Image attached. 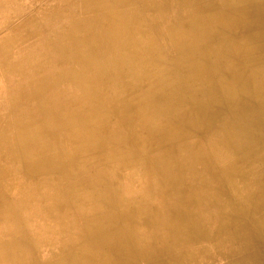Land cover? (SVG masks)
Returning a JSON list of instances; mask_svg holds the SVG:
<instances>
[{
	"label": "rangeland",
	"instance_id": "1",
	"mask_svg": "<svg viewBox=\"0 0 264 264\" xmlns=\"http://www.w3.org/2000/svg\"><path fill=\"white\" fill-rule=\"evenodd\" d=\"M58 1L0 0V264H47L65 256L68 264H83L77 249H54L65 241L99 246L92 242V235L81 231L88 220L87 226H96L93 222L98 217L107 225L104 234L95 238L124 237L129 251H141L140 264H249L255 256L264 255V229L260 227L264 222V138L259 127L250 129L252 139L241 126L264 119V103L238 116L239 128L233 127L234 132L220 127L223 117L244 106L221 108L203 127L196 118L188 120L189 112L184 115L188 107L150 122L131 123L127 118L137 109L126 104L143 94H147L146 101L155 92L163 93L157 86L180 82L182 76L172 74L175 66L169 67L161 58H156L150 76L131 71L120 76L118 72L129 67L122 57L116 58L120 69L111 82L103 81L91 59L101 61V67L107 60L98 57L97 48L93 47L96 54L90 58L85 45L67 41L64 29H73L69 18L58 24L64 25V32L62 44L57 42L62 32L55 20L64 13L56 16L46 10ZM113 1L122 7L120 2L125 0ZM83 9L77 11L81 17ZM145 23L148 35H142L145 43H139L144 46L151 41L163 56L159 32ZM98 32L101 44L120 54L123 48L111 28L105 25ZM83 35L76 32L77 37ZM8 40L13 49L3 45ZM115 54H110L111 60L119 56ZM20 57L26 59L23 74H19ZM177 93L187 99L182 89ZM147 109L141 106L138 113L145 114ZM175 127L176 137L170 138ZM30 153H42L36 162L41 167H46L43 154L54 157L46 174H25L23 160ZM228 164H234V169L224 176ZM25 236L26 249H17L4 259L9 255L4 247ZM109 245L105 251H111ZM114 252V259L122 264L136 260Z\"/></svg>",
	"mask_w": 264,
	"mask_h": 264
},
{
	"label": "bare ground",
	"instance_id": "2",
	"mask_svg": "<svg viewBox=\"0 0 264 264\" xmlns=\"http://www.w3.org/2000/svg\"><path fill=\"white\" fill-rule=\"evenodd\" d=\"M36 1L42 2L43 0H36ZM117 4H118V2H115L113 0H59L57 3H55L51 7H49L46 10V12L47 13H54L56 16L58 15L59 11H62L64 13L61 17L59 16L60 17L59 19L55 20V23H57L56 24L57 28H59L61 30L60 32H62L59 35V39H58L59 41H57L58 43L62 44L63 32L65 30L68 33L67 41L71 42L74 46L75 45H85V47L89 48L88 56L90 58L93 57L94 54H96L95 49H93V47L98 49L97 50V52L99 54L98 57H100L101 59H104V61L107 60V61H105L106 63L104 64V67H101V64H102V63H100L101 61H94V59H91V60H92V63L96 66L95 72L97 73V75L99 77H101L103 79V81L106 80V82H109L112 75L115 74L116 69L119 68L118 67L119 65H117V62H116V58H122L123 57L126 59L125 61H127L129 64L128 68L126 67L122 71L118 72V74L120 76H126L128 71H131L133 74H136V75H139L140 73H142V74L148 73L146 76H150L149 73H153L152 69L156 65V58H158V59L161 58L160 60H165V62L167 63V65L169 67H171V65H172V67L175 66L176 69L172 70L173 71L172 74L179 76V78L181 75L182 76L181 79H183V80L180 82L178 80H177V82L176 81H172L171 83L167 82L164 85L162 84V85L157 86V87H161L165 91L163 93L155 92L154 94L149 95L150 97L146 101H144L145 100L144 98L147 94H143L142 98H138V99L136 98L134 103H132L133 102L132 101L131 103L126 104V107H128L130 105L131 107H134L137 109L134 113L129 115V117L127 118V121L129 120L131 123H137V124H140L143 122H148V121L150 122V121H153V120L159 118L160 116H162L166 113L174 111L177 108L188 107V110L185 111L184 115L187 112H189V114L187 116L188 120L191 121V118H196L197 123H200L203 127V125L208 120H211L213 117H216V116H218V114H220L221 108L233 107L236 105L244 106L242 109H236V111H235V109H233V110L229 111L227 113L226 117L222 116L224 119L223 120L224 125L222 124V125H220V127L223 130H226L227 128H229L228 131L234 132L233 127L235 128L236 131L239 128V126H238V128L236 126V120H237L238 116H240L241 114H243L244 112L249 111V110H257V107L259 105H261L262 103H264V0H175V1L174 0H125V1L120 2V5L122 7H120L119 4L118 5ZM81 8L82 9L84 8L83 13H82L83 14L82 17L79 16L77 13V11ZM64 17H66L67 19L69 18L68 21H72V23H73L72 24V28H73L72 30H67L68 26L63 30L64 25H58V24L65 23V22H63ZM142 19H143V22H141ZM35 20H36V18H35ZM144 20L149 22L150 27H155L157 29V31L159 32V36H160L159 43H160V45L163 46L161 49V51L163 52V56L159 53L157 48L154 47V44L151 41H149V43L145 44L144 46H142L139 43V41H141L142 43H145V40H143V37H141V36L146 35V38H147V35H148V34H146L147 24L146 23L144 24ZM17 25H19V24H17ZM105 25L107 27L109 26V28H111V31L114 34L115 41L117 42V45H119L123 48V50L120 52V54H118V53L115 54L114 52H112V50L106 49L107 44H101V42H100L101 34L98 31L100 30V28H103V26H105ZM151 29H153V28H151ZM77 31H81V32L85 33V35L77 37L76 36ZM44 35H45V33H44ZM75 37L77 39H74ZM19 42H20V40H19ZM81 43H83V44H81ZM3 45L7 46L8 49L14 48L11 40L6 41V43H4ZM136 45L141 46V48L138 46H137L138 48H136ZM147 45H149V46H147ZM2 48H4V47H2ZM141 50H142V52H141ZM157 53H158V55H157ZM110 54H115V55H119V56H116L113 60H111ZM144 57H147V60H142V59H144ZM20 59H21L20 63H19L20 66H18V68H20L19 74L20 73L23 74V72H25V66H26V62L24 60H26V59H24L23 57L22 58L20 57ZM0 67H1V65H0ZM26 72H28V71H26ZM3 74H5V72ZM22 76H24V75H22ZM115 76H117V75H115ZM134 80H135V78H134ZM5 81H6V79H5ZM107 86H108V84H107ZM157 87H155L154 89L157 90ZM179 89L183 90V93H185L187 95V99H181L179 97V95H178L179 93H177V91ZM157 91H160V89H158ZM159 94L161 96H158ZM22 97H23V95L20 98H22ZM150 99H152V100H150ZM32 100H33V98H32ZM141 106L148 108L147 112L145 114L138 113ZM158 109H161V111H164V113L160 114V115L152 113L153 111H156ZM10 113H11V111H10ZM118 113H119V111H118ZM166 119H168V117H166ZM228 123H229V125H228ZM232 123H233V125H232ZM151 124H153V123H151ZM241 126L244 128L243 130H246L244 132L250 131V129L255 127V126L259 127L261 130V138H264V119L256 118L254 120H251L250 123H247L245 126L244 125H241ZM177 128L178 127L173 128L174 132L172 133L170 138L176 137L175 133H177V131H178ZM66 133H67V131H66ZM22 134L25 135V132H23ZM248 135L251 136L252 139H254L252 131H250L248 133ZM141 137H142V135H141ZM122 138H123V136H122ZM135 138H136V136H135ZM150 138L152 139V136ZM67 140H69V139H67ZM110 141H111V139H110ZM154 144H155V142H154ZM164 145H165V143H164ZM115 146H118V145H115ZM169 147H171V146H169ZM149 148H151V147H149ZM29 149L31 150L32 147L30 146ZM56 149H57V147H56ZM132 150L134 151V149H132ZM253 151L256 152V150H253ZM41 154L42 153L34 156L30 153V157L23 160V167L22 168H23V171L25 172V174L27 176L46 174L47 171L49 170V168L53 165V163H51V162L54 161V157H51L50 155L48 156L45 154H43V155L45 157L46 167H41L40 164H37L36 163L37 159L39 158V156ZM243 155H244V153H243ZM52 156H53V154H52ZM195 157H197V156L195 155ZM243 159H245V158H243ZM248 163H250V162H248ZM108 165L109 164H107V166ZM119 167H120V165H119ZM90 168H92V167H90ZM233 169H234V164L229 165V166H225L223 169V172L225 174L224 176H226L227 173L229 171H232ZM197 170L199 171V169H197ZM74 173L76 174V172H74ZM70 174H72V173H70ZM76 176H77V174H76ZM230 178H231V176H230ZM12 184H14V183H12ZM106 185H108V184H106ZM121 186H123V185H121ZM149 186L151 187L150 184H149ZM72 193L73 192H71V194ZM118 193H119V191H118ZM257 195H259V194H257ZM70 196H72V195H70ZM196 197H199V196H196ZM248 197H250V196H248ZM176 205L177 204H175V206ZM197 206H199V205H197ZM83 208H85V207H83ZM206 215H208V214H206ZM190 216H192V215H190ZM202 216H204V215H202ZM263 217H264V215H263ZM197 220H199V219H197ZM19 221H20V218H19ZM87 222L90 223L91 221L88 220ZM20 223H21V221H20ZM86 223H85L84 229L81 230L82 233H87V234L92 235L93 239H94L92 242L98 243L97 245H99V246H93L89 243L84 244V245L83 244L76 245L77 244L76 243L74 245L73 242L71 243L69 241H65L62 244H60L59 246H57L54 250H57V249L60 250V248H66V249H71V250L77 249L78 251L82 252L83 258H81L80 261H82L83 264H122L120 262H117L118 260L116 261L114 259V257H116V256H113V254H115L114 250H116V252L119 251V253H121V254L126 253L127 254L126 256L133 255L136 259V260L134 259L135 261H133V262L125 261V263H123V264H140L141 260L138 262L137 258H141L140 257L141 251L140 252H137V251L135 252L133 250L129 251L127 249V245H126L127 242H125V240L123 239L124 237L120 238V236L118 235L116 237L111 236L109 238H102V237L97 238V239L95 238V236L97 234L103 235L105 232V226L107 224L104 221L103 217H101V218L98 217L97 219L94 220L93 223H95L96 226H87ZM263 226H264V222H263V225H260V227L262 229H264ZM174 227H175V225H174ZM263 233H264V231H263ZM19 234H23V231L21 230V232H19ZM236 234H238V233H236ZM234 236H236V235H234ZM238 237H241V235ZM136 239H138V238H136ZM189 239H190V237H189ZM108 240L109 241L111 240V241L109 242ZM142 241H144V240H142ZM108 243H110L111 245H109ZM244 244H246V243H244ZM108 245H109L108 249L110 248L111 251H105L104 250L105 248H107ZM242 245H243V243H242ZM27 246H28V244H27L26 236L24 238H18L13 243H9L6 245V247H4L5 249H7L6 251L9 252V255L3 256V258L8 260L12 254L16 253L17 249L23 250V249H26ZM102 247H103V249H100ZM147 249H148V247H147ZM149 249H150V247H149ZM233 251L235 252V250H233ZM26 253L28 254V252H26ZM142 253H143V251H142ZM182 253H184V252H182ZM107 254H109V255H107ZM22 257H24V256H22ZM196 259H198V258H196ZM52 260L53 261H49V263H47V264H68L67 263V260H68L67 256L63 257L62 259L61 258L58 259V257H54ZM76 261H77V259H76ZM176 263H177V261H176ZM31 264H43V263L34 262ZM159 264H163V262H161Z\"/></svg>",
	"mask_w": 264,
	"mask_h": 264
},
{
	"label": "crops",
	"instance_id": "3",
	"mask_svg": "<svg viewBox=\"0 0 264 264\" xmlns=\"http://www.w3.org/2000/svg\"><path fill=\"white\" fill-rule=\"evenodd\" d=\"M249 264H264V255H260L259 257L255 256V259Z\"/></svg>",
	"mask_w": 264,
	"mask_h": 264
}]
</instances>
